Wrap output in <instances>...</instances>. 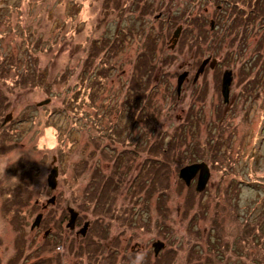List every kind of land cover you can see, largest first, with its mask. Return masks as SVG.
<instances>
[{
    "label": "rangeland",
    "instance_id": "rangeland-1",
    "mask_svg": "<svg viewBox=\"0 0 264 264\" xmlns=\"http://www.w3.org/2000/svg\"><path fill=\"white\" fill-rule=\"evenodd\" d=\"M261 3L0 0V264H123L125 254L131 264H264L263 33L243 50L222 38L229 4L249 15ZM199 12L216 21L213 33L207 22L202 44L183 32ZM144 54L153 65L146 87ZM208 57L217 67L194 81ZM225 70L233 72L228 103ZM204 161L211 176L201 198L197 178L187 187L179 171ZM153 169L166 174V198L156 177L146 205ZM101 176L121 191L99 198ZM26 182L29 204L19 207L14 198ZM69 208L78 213L73 230ZM38 214L40 226L31 229ZM157 241L164 247L156 257Z\"/></svg>",
    "mask_w": 264,
    "mask_h": 264
},
{
    "label": "trees",
    "instance_id": "trees-1",
    "mask_svg": "<svg viewBox=\"0 0 264 264\" xmlns=\"http://www.w3.org/2000/svg\"><path fill=\"white\" fill-rule=\"evenodd\" d=\"M210 1H214V0H208V2H210ZM216 1H219V0H216ZM230 2L232 3V1H228V3H230ZM233 2H235V1H233ZM232 5L233 4H231V5L229 4V6L227 7V8H231L230 13H229V18L231 19V21L228 24H224L222 26V30H223V27L225 29V34L222 36V38L224 39L225 36L232 37L231 38L232 45L234 43L238 42L239 46H240V50H243L245 48L248 37L251 35H257L259 30H262V33H263L262 38L264 40V0H263V3H261V5L257 6L256 11L250 12L249 15H246V13L243 12L238 7V5H235V4L233 6ZM215 14L219 15V11L216 10ZM207 22H210V32L213 33L214 30L216 29V28L214 29V27L216 26V21L213 19H211L209 21V17L207 14H204L201 12L197 13V15L195 17H193L192 20L186 21V24H185L186 28L183 30V32L185 34L186 33H188V34H187V37L186 36H184V37L189 39L191 41V43L192 42H197V43L199 42L201 44L204 42L206 43L210 37V34H211L209 32V30L206 28ZM212 22H213V26L211 24ZM257 53H258V55H260L259 51ZM140 58H142L141 59V67H139L140 77L145 79V85L144 86L146 87L148 84V81H146V80H148V78L151 74V71L153 70V65H152V60H151V58L154 59L153 51L151 53V58H150V55H147V54L141 55ZM262 58L264 59V57L259 56V58L257 60V64H258L257 67L258 66L262 67L264 65V60L262 63H258V62L262 61ZM257 74H258V70L256 72V75ZM255 83H256V79H254V81H252V83L250 82L249 84L255 85ZM131 87L133 90H135V92L140 90V86L138 84L136 86L133 85ZM1 107L3 109V103L1 105ZM181 145H182V142H180L178 146H174L175 148L172 149V151L180 150ZM187 149H189V147ZM164 151H165L164 149H162V148L160 149L159 157H160V153H162L163 155L165 154ZM169 154L168 155L166 154V155L169 156ZM205 163H207V162H205ZM211 163H213V165H215L214 162H211ZM191 164H194V163L191 162V163L186 164V165H191ZM154 171H155V169H153V175L149 174V176L144 181V190H145V194H146V196L144 197V202H145L144 204H146V205L148 204V202L150 201V198H151L150 192L152 190L157 189V188H155V185L153 184L154 178L158 177L161 180V178H162L161 175H166V174H160L161 169H158L155 172ZM150 179H152V180H150ZM116 182L117 181H115V182L109 181L108 182V181H106L105 178H103L101 176L97 182L99 186L96 185V189L98 190L96 193L100 194L99 198L101 197V199L103 200L101 195H103L106 192V190H107V192L109 191L110 193H113V194L120 192L122 184L119 186V185H117L118 183H116ZM160 184H161V186L159 187V189L161 190L160 198L165 199L166 198V192H167V185L164 182H162V180L160 181ZM28 189H29V183L26 182L25 189L22 192L17 190L16 194H18V197L14 198V200H16L18 203L17 206L24 207V206H27L29 204L30 198H29ZM205 191L198 193L201 198H202V196H204ZM141 192H142V190H140L137 195H140ZM89 195H92V193H89ZM90 198H94V197H90ZM229 201H231V200H229ZM37 204L38 203H34L32 205L33 211L37 210V208H38ZM14 205H16V204H14ZM44 205L45 204H42V208ZM196 206H197V208H199L202 205L197 201ZM46 208H43V210ZM67 213H68V209H67ZM77 220H78V218H77ZM87 223H89L91 225L90 222H87ZM45 236H48V234H45ZM132 253H134V252H132ZM126 259H128L127 254H125V263H123V264H131L130 262L126 261Z\"/></svg>",
    "mask_w": 264,
    "mask_h": 264
},
{
    "label": "water",
    "instance_id": "water-1",
    "mask_svg": "<svg viewBox=\"0 0 264 264\" xmlns=\"http://www.w3.org/2000/svg\"><path fill=\"white\" fill-rule=\"evenodd\" d=\"M213 26V22L211 23ZM181 27L177 28L175 32L173 33V36L171 38L172 42V48L177 44L178 38L181 34ZM209 65L211 69H214V67L217 65V59H211L210 57L206 58L203 60L198 67L195 76H194V81H197L199 76L204 73L206 67ZM189 77V71H184L182 72L178 78H177V93L178 95L180 94L181 87L184 83V81ZM233 82V72L231 70H225L223 75H222V80H221V94L223 97L224 103L229 102V97H230V89L231 85ZM47 102H42L40 105L45 104ZM12 116L7 115V117L4 119L3 124H6L9 120H11ZM58 167L54 166L52 170L49 172L47 176V184L48 187L51 190L56 189L57 183H58ZM210 168L205 162H200V163H194L191 165H186L183 168L180 169L179 171V178L185 183L187 187H189L192 183V181L197 178V183H196V191L198 193H201L206 190L209 180H210ZM56 197L53 196L50 198L46 204L43 206V208H46L50 204L55 203ZM69 213V221L67 224V228L73 230L75 228L76 222H77V217L78 213L73 209L69 208L68 209ZM43 215L38 214L31 229L38 228L40 226V223L42 221ZM88 223H85L84 228L79 232L82 235H85L86 229H87ZM153 249H154V254L155 256L158 255L161 249H163L164 245L162 242L157 241L153 243Z\"/></svg>",
    "mask_w": 264,
    "mask_h": 264
},
{
    "label": "clouds",
    "instance_id": "clouds-1",
    "mask_svg": "<svg viewBox=\"0 0 264 264\" xmlns=\"http://www.w3.org/2000/svg\"><path fill=\"white\" fill-rule=\"evenodd\" d=\"M212 59V58H211ZM208 165V164H207ZM210 168V167H209ZM141 259V257L138 255L137 257H136V260L138 261V260H140Z\"/></svg>",
    "mask_w": 264,
    "mask_h": 264
},
{
    "label": "flooded vegetation",
    "instance_id": "flooded-vegetation-1",
    "mask_svg": "<svg viewBox=\"0 0 264 264\" xmlns=\"http://www.w3.org/2000/svg\"><path fill=\"white\" fill-rule=\"evenodd\" d=\"M180 37V36H179ZM179 39V38H178ZM175 47V46H174ZM213 59V58H212ZM217 65H218V61H217ZM217 65L214 67V68H216L217 67ZM209 66V65H208ZM210 68V67H209ZM187 80V79H186Z\"/></svg>",
    "mask_w": 264,
    "mask_h": 264
}]
</instances>
